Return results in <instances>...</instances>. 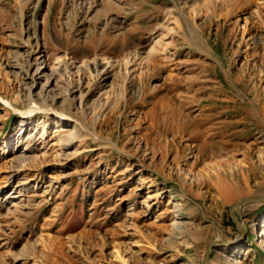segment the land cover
<instances>
[{
    "label": "rangeland",
    "instance_id": "rangeland-1",
    "mask_svg": "<svg viewBox=\"0 0 264 264\" xmlns=\"http://www.w3.org/2000/svg\"><path fill=\"white\" fill-rule=\"evenodd\" d=\"M216 1L0 0V264H264V0Z\"/></svg>",
    "mask_w": 264,
    "mask_h": 264
},
{
    "label": "bare ground",
    "instance_id": "bare-ground-1",
    "mask_svg": "<svg viewBox=\"0 0 264 264\" xmlns=\"http://www.w3.org/2000/svg\"><path fill=\"white\" fill-rule=\"evenodd\" d=\"M217 2V4H218V2H223L222 0H217L216 1ZM227 2V1H226ZM236 2V1H235ZM207 5V4H206ZM215 7V6H214ZM216 8V7H215ZM216 10V9H215ZM27 42V41H26ZM153 52V51H152ZM151 54H153V53H151ZM156 54V53H155ZM137 59H139V58H137ZM136 56H134V58H132V60L131 61H129L128 63H127V66L128 65H131V63H133V62H135L136 60ZM28 75V74H27ZM33 79V81H35V79L34 78H32ZM67 100H70L71 99V90H69V92H67ZM83 99H84V95H82L81 96V103H83L84 101H83ZM28 102H29V105L32 107V108H34V109H36L35 108V106L37 105V101L34 99V97L32 96V94H31V92H30V94L28 95ZM71 101V100H70ZM40 109H42L43 111H46V110H53V111H55L56 112V110H55V108L52 106V105H50L47 101H45V102H43L42 103V105H41V107H40ZM45 116H47V114H46V112H45ZM22 123L24 122L23 120L21 121ZM44 130V129H43ZM216 173V175H217V177H218V179H217V181H218V184H219V186H220V188H221V190H222V192H224L225 194H227L228 193V190H229V187L226 185V183H225V181L223 180V178L221 177V175H220V173L219 172H215ZM173 227H174V229H175V231L177 232V233H182V234H184V232H185V230L181 227V225H180V223L178 222V221H174V223H173ZM264 235V232L262 233V235L261 236H263ZM226 261L228 262V261H230V258H226Z\"/></svg>",
    "mask_w": 264,
    "mask_h": 264
},
{
    "label": "water",
    "instance_id": "water-1",
    "mask_svg": "<svg viewBox=\"0 0 264 264\" xmlns=\"http://www.w3.org/2000/svg\"><path fill=\"white\" fill-rule=\"evenodd\" d=\"M263 201H264V195H262V196L247 197V198H243V199L239 200L238 202H236L234 204V206L231 208V217H232V220L235 223V225L238 228V230H240V232H241L242 235H244L245 234V231H246L245 224L243 222H239L237 216L234 214L233 211L236 210L237 213H238V216H239V209H240V206L241 205L246 204V203H250V202H263ZM216 243L227 244L229 242L226 241V240H219V239H213V240H211L209 242L208 246H207V249H206V252H205V255H204L203 263L202 264H208L212 246L214 244H216Z\"/></svg>",
    "mask_w": 264,
    "mask_h": 264
}]
</instances>
